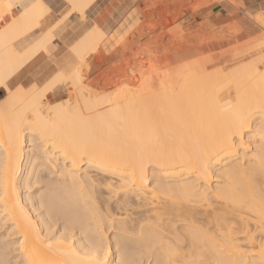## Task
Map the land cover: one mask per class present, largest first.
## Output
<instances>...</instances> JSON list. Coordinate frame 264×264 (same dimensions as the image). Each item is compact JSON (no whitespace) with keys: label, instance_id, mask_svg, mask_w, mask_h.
I'll use <instances>...</instances> for the list:
<instances>
[{"label":"bare ground","instance_id":"6f19581e","mask_svg":"<svg viewBox=\"0 0 264 264\" xmlns=\"http://www.w3.org/2000/svg\"><path fill=\"white\" fill-rule=\"evenodd\" d=\"M48 1L0 0V264H264V59L215 75L128 61L91 77L94 25L69 48L74 66L14 88L54 40L38 34ZM96 1L61 0L62 21ZM249 45L231 65L264 49Z\"/></svg>","mask_w":264,"mask_h":264},{"label":"rangeland","instance_id":"374dc122","mask_svg":"<svg viewBox=\"0 0 264 264\" xmlns=\"http://www.w3.org/2000/svg\"><path fill=\"white\" fill-rule=\"evenodd\" d=\"M60 2L61 0L57 2L58 7H55L54 9L50 7L51 13L50 16L47 17L46 28H43L44 30L42 29L38 33L39 35H42L43 32H46V30L51 27V30L49 31H51V34L54 36L53 42L47 47L45 50L46 52L42 53L40 56L41 59L40 63H38L39 65L35 66V63H31L14 76V88L17 87L18 84L22 85L23 88H30L34 84L41 86L43 82L45 83L46 79L48 81L50 80L49 76L51 79H55V73L57 72L56 66L60 69H64L63 62L69 61L71 65L74 66L78 61L76 52H73L78 46L77 41L80 40L81 42V39L86 36L85 33L87 34L95 26L99 28L104 38L101 41L103 46L100 44L101 48H98L99 52H97L96 56L93 55L95 58L94 60H96L95 62L98 65V70L95 71L91 77H95V75L98 74L97 76L102 75V78L103 75H106L110 71H121V68L123 69L128 61L132 62V64L134 62L136 63V65L134 63V70L136 68L138 70V66L141 69L142 65L140 66L139 64H141L142 61V64L144 62V71H147L151 65L152 67L154 66L152 69L153 71L154 69H159V66H161L160 69L165 68L167 65L169 67V62H171L172 57H174V59L177 58L176 63L178 62L177 64L181 66H178L180 70L188 72H193L194 70V72H196L199 68L201 70V66L211 63L206 67L207 70L204 71V74L215 75V73H230L231 70H235L243 65H248L261 57L264 59L263 49L259 55L248 56L243 61L231 65L233 61H238L237 59L240 56L246 54L247 50L250 48L249 43H252L254 40H259L260 42L264 41V21L262 20L261 15L245 9L240 0H98L82 17L72 15L64 21L62 20L69 12V9L66 8V5H62ZM47 3L49 4L50 2ZM223 10L232 11L233 13L231 16L222 17L224 13ZM249 12L252 14L250 15ZM149 13L153 15H147ZM147 16L151 18V23L146 19ZM224 21H227V24L224 23ZM58 22L60 25L54 28L56 24H59ZM143 25L149 26V31H146L145 34H149L151 31H155V34L150 33V36H148V34L146 36L143 30H139ZM135 29H138L139 31H136ZM163 31H169L170 33L166 32V36L158 37L157 35L164 34ZM135 33H138L136 34L138 35L137 37L135 36ZM140 36H142V38H140ZM147 37L150 39L146 40ZM164 37H167V39H164ZM133 38L136 41L139 40L138 42L141 43H134ZM153 39L156 41L154 42L157 44L158 48H154L156 51L151 49L152 52H150V50L145 51L144 49L148 40L153 42ZM144 40H146V42ZM175 40H177L178 43L177 41L175 42ZM182 42L184 45L185 43H190L191 45H189V47L187 46V49L185 48L181 50L182 52L175 51V43V46L178 48V45ZM158 43H160L161 47ZM142 44L144 49L141 51L139 50L140 52L138 53L140 54L136 55L135 53L137 52L134 51L136 49H142ZM135 45H138L136 46L138 48L134 49ZM70 47H74L75 50L73 48L69 49ZM159 48L162 49L159 50ZM144 51L146 53L148 51L149 54H146ZM71 52L74 53V55ZM161 52L162 54L164 52V57ZM158 54L160 57L157 56ZM129 55H132L131 59L133 60H130ZM125 58H127V61ZM136 59L137 61H135ZM138 59L141 60L138 62ZM207 59H209L208 62L206 61ZM46 61L48 64L44 65ZM166 61H168L167 65H165ZM180 62L181 64H179ZM162 63L163 65H161ZM187 63L189 66H186ZM121 65L124 67H121ZM194 66L195 68H193ZM196 68L198 70H195ZM262 68L261 69L264 71V66ZM127 70L129 71L128 68ZM67 75H71L70 71L67 72ZM2 93L3 95L0 96V99L3 100L4 92ZM215 182H222V180L220 181L219 179V181ZM215 182H213V184H215Z\"/></svg>","mask_w":264,"mask_h":264},{"label":"crops","instance_id":"0c3cea01","mask_svg":"<svg viewBox=\"0 0 264 264\" xmlns=\"http://www.w3.org/2000/svg\"><path fill=\"white\" fill-rule=\"evenodd\" d=\"M58 1L59 0H55V1L49 0L48 1V2H50L48 4L49 7L53 8V9H54V7H58V5H57ZM240 2L242 3V5L245 9H248L254 13L261 15L262 20L264 21V0H240ZM223 12L224 13H223L222 17L231 16V14L233 13L232 11H228V10H223ZM249 14L251 15L252 13L249 12ZM218 18H220V17H218ZM224 23L227 24V21L226 22L224 21Z\"/></svg>","mask_w":264,"mask_h":264}]
</instances>
